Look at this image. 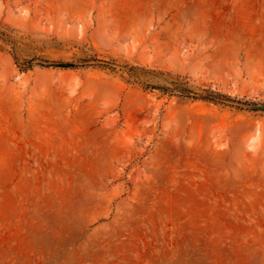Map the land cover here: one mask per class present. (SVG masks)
Listing matches in <instances>:
<instances>
[{"label": "rangeland", "instance_id": "374dc122", "mask_svg": "<svg viewBox=\"0 0 264 264\" xmlns=\"http://www.w3.org/2000/svg\"><path fill=\"white\" fill-rule=\"evenodd\" d=\"M212 92L264 104V0H0V264H264V110Z\"/></svg>", "mask_w": 264, "mask_h": 264}, {"label": "trees", "instance_id": "16d2710c", "mask_svg": "<svg viewBox=\"0 0 264 264\" xmlns=\"http://www.w3.org/2000/svg\"><path fill=\"white\" fill-rule=\"evenodd\" d=\"M31 63H32V61H29L28 65L30 66ZM152 88H155V87H152ZM205 98L208 100H211V101H215V102L216 101L221 102L223 100H226V101L228 100V101H232L233 103H237L238 105H241V106L248 105V106L252 107L253 110H264V104L259 105L257 103H252V102H248V101L242 102V101L234 100L230 96H224L222 94H218L215 92L208 94L207 96H205Z\"/></svg>", "mask_w": 264, "mask_h": 264}, {"label": "water", "instance_id": "95a60500", "mask_svg": "<svg viewBox=\"0 0 264 264\" xmlns=\"http://www.w3.org/2000/svg\"><path fill=\"white\" fill-rule=\"evenodd\" d=\"M60 65H69V64L60 63Z\"/></svg>", "mask_w": 264, "mask_h": 264}]
</instances>
